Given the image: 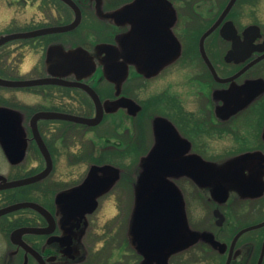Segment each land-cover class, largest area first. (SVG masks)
<instances>
[{
  "label": "flooded vegetation",
  "instance_id": "af4514ba",
  "mask_svg": "<svg viewBox=\"0 0 264 264\" xmlns=\"http://www.w3.org/2000/svg\"><path fill=\"white\" fill-rule=\"evenodd\" d=\"M55 1L54 16L60 14V4L74 14L66 4ZM74 1L82 11L78 28L46 37L54 48L93 51L94 61H84L82 55L75 54L69 62L59 60L54 72L68 85H54V109L21 110V131L26 138L21 163L37 160L38 153L44 167L28 169L15 178L5 177L25 179L46 168L31 129L35 114L54 111L88 119L97 115L98 108L82 85L96 92L104 104V117L95 126L39 121L52 156V172L42 181L1 193L20 195L3 207L37 203L50 213L51 221L33 209L0 217L13 226L5 264H88L94 215L103 202L111 203L120 215L126 207L130 211L126 238L118 246L123 254L118 264H264V0H236L224 17L231 0H147L152 6L129 0L111 7L113 0H101L106 13L137 5L129 21L101 17L103 40L96 43L82 42L91 32L81 37L78 29L87 14L96 17L97 0ZM246 19L252 22L240 23ZM98 44L114 46L118 54L94 52ZM115 57L128 68L122 78L110 70ZM94 68L95 73L89 75ZM126 99L132 103L127 104ZM112 103L115 106L108 108ZM42 123H54L52 132L58 133L54 151ZM104 125L111 126L108 134L99 131ZM162 127L169 146L165 153L173 155L168 159L182 167L171 177L145 162L162 146ZM58 140L70 141L66 155L59 150ZM61 162L71 169L66 178L56 173ZM164 180L180 193L187 228L174 251L144 253L134 243L135 213L152 185ZM106 181L109 185L104 189ZM46 184L54 188V194L44 188ZM124 193L132 195L131 204L126 203ZM61 194L73 196L60 198ZM193 204L200 212L196 225L188 209ZM113 218L114 228L120 227L122 215ZM20 228L49 230L21 238L39 259L13 242L11 235ZM203 233L213 235V241L201 236ZM102 241L105 238L97 237L93 244Z\"/></svg>",
  "mask_w": 264,
  "mask_h": 264
},
{
  "label": "water",
  "instance_id": "95a60500",
  "mask_svg": "<svg viewBox=\"0 0 264 264\" xmlns=\"http://www.w3.org/2000/svg\"><path fill=\"white\" fill-rule=\"evenodd\" d=\"M67 6H69L75 13V19L72 23L64 26H51L44 27L27 32L12 33L0 36V48L4 45L17 41V40H28L38 37H43L47 35H53L58 33H66L75 30L82 22V11L80 7L74 0H61ZM236 0H231L230 4L226 8V11L223 14V17L230 11V9L235 4ZM137 4H145L152 6L153 3H149L147 0H138ZM135 3L128 4L118 10L112 12H104L101 6V0H97V14L102 18L116 19L126 18L127 21L131 19L132 13H134ZM222 17V18H223ZM233 29H235L232 24ZM255 26L251 27L252 29ZM234 35H237L234 32ZM227 36V35H226ZM56 50L58 48H55ZM54 46H51L48 49L46 67L48 76L37 78V79H28V80H10L0 77V87L4 88H31L36 86H46V85H68L62 79V75L54 72V67H57L59 60H64V62H69V57L72 54L75 56H81L84 61L88 60L90 63H93V51H86L82 48H76L72 50H66L61 47L58 49L60 51H55ZM110 51L114 54H118L117 49L111 45L98 44L95 51ZM237 50V49H235ZM252 50V49H251ZM232 53L230 57L232 58ZM64 62H61L63 65ZM83 62V61H82ZM111 62V72L119 73L122 76H126L128 73V68L125 64L117 63L116 57L112 58ZM84 63V62H83ZM95 63V62H94ZM93 65V64H92ZM96 66V65H95ZM96 68L90 70L89 75L95 73ZM105 70V75L108 77ZM109 78V77H108ZM120 78V79H121ZM82 88L88 92L90 97L93 99L94 103L98 108L97 115L94 118H82L74 115L58 113L54 111H40L32 117L31 120V129L33 132V137L37 142V145L45 159L46 168L39 174L18 180H8L5 176L0 175V191L18 188L21 186L29 185L44 180L53 169V160L51 153L40 133L39 130V121L41 120H65L73 121L77 123L87 124L90 126L98 125L104 117V104L100 101L96 92L89 86L82 85ZM127 104H131V100H124ZM123 103V102H121ZM125 103V104H126ZM110 107H114L115 103L110 104ZM21 121L19 118L8 108L0 107V145L1 148L7 157L8 161L12 165H17L21 163L25 157V148H26V138L24 137L21 131ZM165 128L160 129L161 133V148L154 150L145 162L151 163L155 167L156 171L164 174L165 176L171 177L175 173L182 171L180 165L173 163L168 159L173 155H167V150L169 149L167 138L164 135ZM166 152V153H165ZM156 182L152 185L151 191L149 192L146 199L140 203L137 212L134 217L133 225V238L135 246L141 252L149 254H161L166 251L175 250L178 246L179 239L182 236V232L187 228L185 226V217L184 209L181 200L180 193L173 183L169 181ZM93 183L89 182L85 184L82 188L76 191H81L88 185ZM109 183L103 185L102 188H106ZM73 194H61L60 198H70ZM23 209H33L37 212H40L45 217L51 221L50 213L40 206L37 203L33 202H20L16 204L9 205L0 209V217L4 216L11 212H16ZM67 210L63 208L65 214ZM47 234L49 233L48 229H39V228H20L15 230L12 233V240L15 244L26 248L29 252L34 254L38 259L40 256L34 252L32 249L26 246L22 241V236L24 234ZM201 236L211 239L213 241V235L208 233H203ZM217 243V242H216Z\"/></svg>",
  "mask_w": 264,
  "mask_h": 264
},
{
  "label": "rangeland",
  "instance_id": "374dc122",
  "mask_svg": "<svg viewBox=\"0 0 264 264\" xmlns=\"http://www.w3.org/2000/svg\"><path fill=\"white\" fill-rule=\"evenodd\" d=\"M126 1L129 0H113L111 4L109 3V6H115ZM56 3L55 0H0V35L42 26H53L58 22L64 24L71 23L74 20V14L64 8L62 4L59 5L60 14L54 16V6ZM101 20L102 18L99 15L94 17L92 14H87L85 16L84 22L78 29V34L81 35V37L83 34L89 33L88 31H90L91 34H88L82 42L88 40L90 43H96L103 40V37L100 39L103 29ZM249 22H252V19L249 21L247 19L245 21H240V23L244 25H247ZM45 42V39L36 42L31 40L15 41L3 46L0 49V77L17 80L19 78H33L46 75L44 67L48 51ZM24 105H29L33 107V109H54V88H0V107H6L13 111L21 123L22 109H20V107ZM58 125L61 127L63 123H59ZM21 128L23 129L22 124ZM109 128H111V126L108 127L104 125L99 131L103 134H108ZM52 130L54 131V123L49 125L42 123L43 134L47 142L53 146L54 151V138L58 136V133L55 134ZM22 132L24 131L22 130ZM69 142V140L65 142L58 140L57 143L61 146L59 150L62 151V155H66L65 147L69 145ZM41 167H44V161L41 156H38V153L37 160L35 161L29 160V163L27 161L26 163L17 164V166L11 165L0 146V175L15 178L24 174L28 169H40ZM70 172L71 169L68 163L61 162L57 164L56 173H58L59 176L61 175V177L66 178L69 176ZM53 178L54 175L52 176V179ZM188 187L193 186L188 184ZM44 188H47V184ZM47 190H52V194H54L53 187L50 186ZM8 195L11 196V199ZM32 195H34V193H32ZM19 196H15V193L0 192V207L7 205L8 202H10L9 200L17 199ZM34 197L37 196L34 195ZM123 197L127 200L126 203L131 204L132 195L124 193ZM187 197L190 198L189 195ZM188 209L192 224L196 225L197 215L200 214V212L197 211L199 209L195 208L194 204L193 206H189ZM129 212L128 207H126L124 211H121L123 217V222L120 226L121 229L120 227L114 228L115 218L113 217L115 215L121 216L120 212L116 211V208L111 205V203L103 202L99 211L94 215L96 225L95 232H92L94 233L92 234L93 237L89 239L92 248L88 264H118V260L123 257V254L121 255L119 252L118 246L123 244V240L126 238L128 228L126 216ZM12 227L13 226H11L5 218L0 219V264H5V257L11 249L9 234ZM97 237L105 238V241H102L100 244H93V241Z\"/></svg>",
  "mask_w": 264,
  "mask_h": 264
},
{
  "label": "trees",
  "instance_id": "16d2710c",
  "mask_svg": "<svg viewBox=\"0 0 264 264\" xmlns=\"http://www.w3.org/2000/svg\"><path fill=\"white\" fill-rule=\"evenodd\" d=\"M42 39L46 40V42H45L46 45H48L51 42L50 37L49 38L46 37V38H42ZM42 88H50V89H52V88H54V86H46V87H42ZM20 109H22L24 111H31L33 109V107H31L29 105H24L23 107H20ZM33 110H35V109H33Z\"/></svg>",
  "mask_w": 264,
  "mask_h": 264
}]
</instances>
